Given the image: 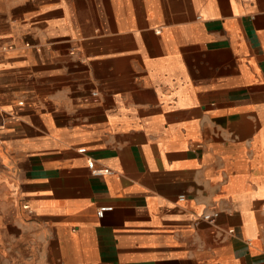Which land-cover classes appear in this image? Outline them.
Listing matches in <instances>:
<instances>
[{
  "label": "crops",
  "instance_id": "crops-1",
  "mask_svg": "<svg viewBox=\"0 0 264 264\" xmlns=\"http://www.w3.org/2000/svg\"><path fill=\"white\" fill-rule=\"evenodd\" d=\"M263 204L264 0H0V264H264Z\"/></svg>",
  "mask_w": 264,
  "mask_h": 264
},
{
  "label": "built area",
  "instance_id": "built-area-1",
  "mask_svg": "<svg viewBox=\"0 0 264 264\" xmlns=\"http://www.w3.org/2000/svg\"><path fill=\"white\" fill-rule=\"evenodd\" d=\"M78 151L79 152H85V148L84 147L79 148ZM88 167L90 168L91 173L94 174V175H102V174H105V173H108L109 172V169L108 168H98V167H95L93 159H89V161H88ZM263 208H264V204H263ZM111 209H112L111 206H109V205H103V206H100V207L97 208L96 214L99 217H102L104 215V212L105 211L111 210ZM216 215H217L216 212H214L212 214H204L203 215V219L211 220Z\"/></svg>",
  "mask_w": 264,
  "mask_h": 264
}]
</instances>
